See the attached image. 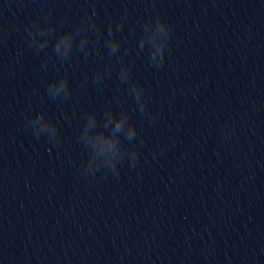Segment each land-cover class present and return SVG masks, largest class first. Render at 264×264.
I'll list each match as a JSON object with an SVG mask.
<instances>
[{"label":"clouds","instance_id":"obj_1","mask_svg":"<svg viewBox=\"0 0 264 264\" xmlns=\"http://www.w3.org/2000/svg\"><path fill=\"white\" fill-rule=\"evenodd\" d=\"M46 2V0H45ZM43 15H38L27 26L24 27L26 40L29 48H33L37 53L44 52V58L41 61V67H46L48 63H54L55 59L63 63H70L74 52L82 53L85 57L89 55H99L98 46L103 40V47L111 56H115L120 64L118 78L121 84H126L128 94L134 97L140 113L147 118H153V113L149 109L148 98L145 90L139 82L132 79L131 62L124 63L119 55L122 39L118 38L119 33L123 31L127 23V10L117 21H110L106 34L101 31V25L97 22V13L95 8L91 13L84 12L79 24L72 29L57 32V25L52 21V10L41 9ZM64 20H61V24ZM0 23V41H6L11 31H19V28L13 25ZM141 34L135 46L137 55L145 51L148 47L149 64L154 67H161L165 62V53L169 51V45L173 35V27L166 17L157 15L154 19L149 16L142 23ZM136 28L130 30L134 34ZM55 36V41L52 43ZM127 43V40H123ZM51 43L52 55L45 51ZM132 44L124 48L123 55L127 56ZM112 65L96 71L93 77V84H103L105 77H110ZM88 77H84L87 83ZM83 87V85H82ZM47 95L56 100H68L71 92L68 87L67 75L59 79L52 80L46 87ZM24 126L31 129L36 139L45 136L49 142L59 144L61 139L59 121L52 118H46L43 111L30 114L24 118ZM138 137V129L135 123L130 122V115L127 111L114 113L109 106L105 109L103 117H98V113L91 111L86 114L82 128L78 134L77 142L81 145L84 158L80 161V168L87 175H95L102 172L106 176L108 172L119 176L118 167L122 166L127 159L131 167L135 168L140 161L141 147L144 145L143 138H139L138 144L133 143Z\"/></svg>","mask_w":264,"mask_h":264}]
</instances>
